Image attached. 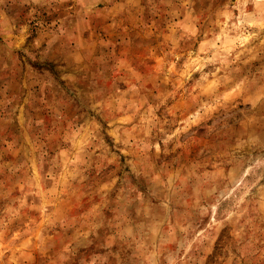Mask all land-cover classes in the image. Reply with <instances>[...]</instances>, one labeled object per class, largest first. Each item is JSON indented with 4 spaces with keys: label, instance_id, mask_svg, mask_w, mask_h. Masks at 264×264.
Masks as SVG:
<instances>
[{
    "label": "rangeland",
    "instance_id": "374dc122",
    "mask_svg": "<svg viewBox=\"0 0 264 264\" xmlns=\"http://www.w3.org/2000/svg\"><path fill=\"white\" fill-rule=\"evenodd\" d=\"M0 264H264V0H0Z\"/></svg>",
    "mask_w": 264,
    "mask_h": 264
}]
</instances>
